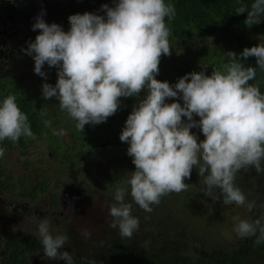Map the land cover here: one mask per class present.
<instances>
[{"label":"clouds","instance_id":"9594fccd","mask_svg":"<svg viewBox=\"0 0 264 264\" xmlns=\"http://www.w3.org/2000/svg\"><path fill=\"white\" fill-rule=\"evenodd\" d=\"M102 9L105 15H71L68 31L38 16L33 30H40L39 34L24 51L33 57L39 76L47 78L45 64L57 68L55 86L43 83L42 96L55 97L81 133L85 125L106 122L114 115L121 97H139L147 89L120 134L121 142L129 144L127 154L135 170L124 182L128 187L116 186L110 227L118 228L121 237L131 238L139 229V219L132 215V204L125 202L129 188L132 200L150 213L161 197L187 191L185 181L191 179L193 167L213 201L221 200L213 194L219 188L224 205H246L251 212L255 202L246 201L234 180L244 168L264 173V94L258 84L249 83L255 80L257 67L264 69V43L245 47L239 57L234 50L228 51L227 62L213 67L210 75L208 65H203V70L185 74L173 86L157 75L161 57L172 51L175 34L169 32L165 18H175L174 5L165 0H116L115 6L104 4ZM244 12L247 27L261 23L264 0H254L250 9L244 5L235 9L237 14ZM188 38L190 44L193 37ZM176 51L178 56L183 53ZM249 57L256 58L255 67L244 63ZM177 97H182L183 104L166 102ZM40 115L46 117L47 112ZM44 123L51 126L47 119ZM193 127L202 131L203 140L191 131ZM53 134L63 135V130L53 129ZM21 136L36 139L16 97L8 95L0 103V142L16 143ZM262 221L264 216L241 219L234 231L241 239L255 237L256 245L264 244ZM36 235L47 259L74 264L73 256L62 250L69 237L53 235L47 219L39 221ZM83 235L87 238L89 233Z\"/></svg>","mask_w":264,"mask_h":264},{"label":"trees","instance_id":"16d2710c","mask_svg":"<svg viewBox=\"0 0 264 264\" xmlns=\"http://www.w3.org/2000/svg\"><path fill=\"white\" fill-rule=\"evenodd\" d=\"M165 2L175 7V18L165 19L169 32L175 34L172 38L179 39V52L183 53L178 56L176 51L171 56H162L157 79L168 81L173 86L185 74L203 70V65H208L206 72L210 75L213 67L219 68L227 62L225 53L228 51L234 50L239 57L245 47L264 43V17L261 23L249 28L244 23L247 12L235 13V9L241 5L250 9L254 0H165ZM74 9L65 13L66 22H69L71 15L76 14L73 12ZM100 9L92 8L87 12L99 14ZM188 35L199 38L191 52ZM210 40H212L211 43ZM202 51H205V56L199 55L197 59V54ZM244 63L255 67L256 58L249 57ZM249 83L258 84L261 93L264 94V69L257 67L256 78ZM27 92L29 91L22 92L18 87H7L5 82L0 81V103L6 96L14 95L21 111L28 116V122L35 129L34 132L38 135L48 133L51 142L57 141L56 139L61 135H54L53 129L59 132L58 126L62 125V120L60 118L52 120L50 111L56 115H63L64 112L60 110L58 104L48 105L42 110L38 96L33 92ZM146 94L147 89H144L139 97H128L130 105L128 103L121 105L124 114L126 112L130 114L132 112L130 107L137 105ZM177 100L183 104L182 97L168 98L166 102L171 103ZM41 111H46L47 116L41 117ZM114 117L116 121L127 120H122L118 112L114 114ZM64 118L70 117L65 113ZM45 119L51 122L50 127L45 125ZM183 119L187 122L186 117ZM194 119L200 118L194 116ZM118 125L122 131L125 122ZM86 126H88L86 127L89 133L88 140H85L83 136L82 146L104 139L115 141L110 136L109 138L102 136L98 130L115 129L116 122L109 121ZM192 129L197 137L203 135L199 128ZM261 163L264 167V160ZM249 170L250 168H244L240 171ZM255 175H249L247 180H252ZM194 178L192 174L190 180ZM190 180L185 181L189 185L187 191L176 193V195H173L175 193L173 192L161 197L166 200H162L165 203L163 215L157 210L150 214L133 212L132 215L139 219V229L131 238L121 237L118 228L110 227L113 219L111 216L104 217L108 220L98 221V227L88 231L87 238L82 230L75 228L70 222L67 226L68 233L62 234L69 237L68 243L62 250L68 251L73 256L74 264H264V244L256 245L255 237L246 240L238 239V242L233 241L231 239L233 234L230 233H233V230L228 229L231 223H226L223 218L217 230L211 227L210 213L203 209H209V207L217 209L223 204L221 190L213 189L218 192L217 196L221 200L214 201V205H211L209 203L212 198L207 195L206 186L200 182H188ZM243 193L246 201H254L255 205L261 198V193L255 190L252 193L250 190ZM213 194L216 196L215 193ZM261 200L264 201V198ZM239 207L246 208L249 214L244 219L249 221L264 216V212L259 213L258 208L249 212L246 205ZM226 241L230 244L224 243ZM7 247L6 255L0 257V264H66L64 260L47 259L43 254V246L38 236L23 235L17 239L12 238Z\"/></svg>","mask_w":264,"mask_h":264},{"label":"flooded vegetation","instance_id":"af4514ba","mask_svg":"<svg viewBox=\"0 0 264 264\" xmlns=\"http://www.w3.org/2000/svg\"><path fill=\"white\" fill-rule=\"evenodd\" d=\"M33 2L0 0V81L5 82L7 87H18L22 92L35 93L43 110L48 105L55 106L59 103L55 97L46 100L42 96L43 83L47 82L55 86L58 70L56 67L49 68L45 64L43 70L47 73V78L39 76L34 71L33 57L24 51L28 47V42L34 41L39 34L40 30H33L37 17L42 15L46 18L44 17L46 11L40 9L36 0ZM115 2L116 0H107L84 10L76 8L73 12L83 14L82 12L85 13L92 8H101L99 14L105 15L102 5L108 4L113 7ZM64 16L65 14L60 25L68 31L71 25L65 21ZM51 23L55 22L50 20L49 24ZM195 41V37L190 38V45L193 48ZM170 46L172 55L179 48V39L172 38ZM124 103L129 104L128 97L120 98L117 112L122 120L129 116L128 112L124 114V109L121 107ZM130 108L133 111L134 106ZM64 114L56 115L50 111L52 120L55 121V118L62 120V125L58 128L60 131L63 130V135L58 137L57 141L51 142L48 133L36 134L31 126L36 139L25 137L20 138L16 143L0 142V148L4 150V156L0 157V257L6 255L7 245L12 238L17 239L23 235L37 236L38 223L43 219L50 222V232L56 235L52 228H60L57 225L60 223L68 226L74 218L73 214L86 206V202L90 201L89 205L103 204L104 211L107 210L110 216L109 208L115 203L116 186L119 184L128 187L124 182L130 175L129 172L135 170V165L132 157L127 154L129 144L119 142L122 131L118 125L126 121H116L114 115L110 116L106 122H116V128L98 131L102 136L105 135L106 138L110 136L115 141L104 139L82 146L81 138L84 136L85 140H88V126L85 125L81 133L75 127L76 122L71 118L65 119ZM191 131L194 132L193 129ZM68 138L69 142L66 141ZM255 171L253 168L246 172L238 171L234 183L242 192L246 190H250V193L254 190L260 192L263 199L264 174H257ZM192 174L195 178L188 182H200L195 167ZM251 174L256 175L252 180H247ZM56 175L58 179H55ZM213 193L218 195L216 190H213ZM261 198L253 208L260 209L259 213L264 212V201ZM162 200L164 199L161 198L159 205H152V208L153 211H161L163 215L165 203ZM125 202L132 204V213L135 211L151 213L141 209L132 200L130 188L125 195ZM228 229L233 230L231 239L238 242L241 238L235 233L233 224ZM224 243L230 244L228 241Z\"/></svg>","mask_w":264,"mask_h":264},{"label":"rangeland","instance_id":"374dc122","mask_svg":"<svg viewBox=\"0 0 264 264\" xmlns=\"http://www.w3.org/2000/svg\"><path fill=\"white\" fill-rule=\"evenodd\" d=\"M199 55L205 56V51L199 52L196 56L197 59L199 58ZM204 138L205 137L203 135L198 137L199 140H203ZM66 141L69 142V138L66 139ZM48 162L49 160L47 159V163ZM55 179H58V175L55 176ZM173 195H176V193H174ZM89 202H86L87 203L86 206L82 207L81 210L73 214L74 218L72 220V223L74 224V227L75 228L77 227L83 232H88L98 227V223H97L98 221L101 222L102 220H108V219H104V217L106 218L108 214L106 210L104 211L103 204L101 205V204L93 203L89 205ZM209 204L214 205V201L210 199ZM203 210L208 211L210 213L211 227L214 228L215 230H217L218 226L222 224L221 222L222 218L225 219L226 223L230 222L231 224H233V227H234L235 224L239 222V220L247 218V215L249 214L245 207H239L237 205L222 204L217 209L209 207V209L205 208ZM57 225L60 228H54V227L52 228L53 231L56 232V235L68 233L67 226H64L62 223L57 224ZM77 232L82 234V232L80 231H77ZM230 233L233 234L232 232Z\"/></svg>","mask_w":264,"mask_h":264},{"label":"water","instance_id":"95a60500","mask_svg":"<svg viewBox=\"0 0 264 264\" xmlns=\"http://www.w3.org/2000/svg\"><path fill=\"white\" fill-rule=\"evenodd\" d=\"M40 9L46 11V18H43L47 23L53 20L57 24H62L63 15L71 8L86 9L92 6H97L106 0H36ZM32 3L33 0H31Z\"/></svg>","mask_w":264,"mask_h":264}]
</instances>
